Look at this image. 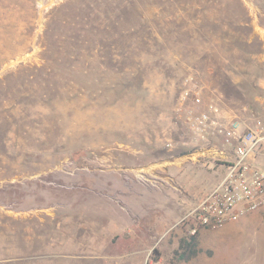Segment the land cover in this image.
<instances>
[{
    "label": "rangeland",
    "instance_id": "rangeland-1",
    "mask_svg": "<svg viewBox=\"0 0 264 264\" xmlns=\"http://www.w3.org/2000/svg\"><path fill=\"white\" fill-rule=\"evenodd\" d=\"M185 84L264 124V0H0V264H172L223 173ZM195 236L179 264H264V209Z\"/></svg>",
    "mask_w": 264,
    "mask_h": 264
},
{
    "label": "built area",
    "instance_id": "built-area-1",
    "mask_svg": "<svg viewBox=\"0 0 264 264\" xmlns=\"http://www.w3.org/2000/svg\"><path fill=\"white\" fill-rule=\"evenodd\" d=\"M204 97V87L185 84L177 113L195 141L190 159L223 173L180 219L191 236L264 209V124L251 126L220 101Z\"/></svg>",
    "mask_w": 264,
    "mask_h": 264
},
{
    "label": "trees",
    "instance_id": "trees-1",
    "mask_svg": "<svg viewBox=\"0 0 264 264\" xmlns=\"http://www.w3.org/2000/svg\"><path fill=\"white\" fill-rule=\"evenodd\" d=\"M128 11L132 13H136L131 8L124 7L123 12L127 13ZM196 246H197L196 236L195 235L191 236L187 234V236L180 241L179 250H177L174 253V261L172 262V264H179L181 261L188 260L191 257L195 256L197 252Z\"/></svg>",
    "mask_w": 264,
    "mask_h": 264
},
{
    "label": "crops",
    "instance_id": "crops-1",
    "mask_svg": "<svg viewBox=\"0 0 264 264\" xmlns=\"http://www.w3.org/2000/svg\"><path fill=\"white\" fill-rule=\"evenodd\" d=\"M205 99H207V98H205ZM217 169H218V168H217ZM215 170H216V169L211 168V169H210V172H211V171H215ZM181 171H182L181 169L178 170V172H175V175H176V174L179 175V173H180ZM210 172L208 173L207 176H209ZM213 179H216V180L214 181V183H215V182L217 181V176H216V177H213ZM218 179H219V178H218ZM214 183H212V185H213ZM212 185H211V186H212ZM205 188H206V187H205ZM198 189H199L198 187H197V189L195 188V191H197L198 194L202 196V195L205 193L204 190H203V189H202V190H200V189L198 190ZM201 192H202L203 194H202ZM198 194H197V195H198ZM201 196H200V197H201ZM190 207H191V206H188L187 209H189ZM187 209H186V210L184 209L183 212L185 213V212L187 211ZM180 213H181V210H180Z\"/></svg>",
    "mask_w": 264,
    "mask_h": 264
}]
</instances>
